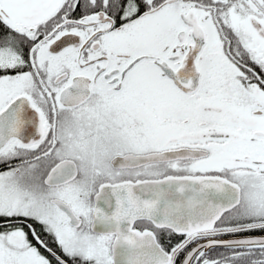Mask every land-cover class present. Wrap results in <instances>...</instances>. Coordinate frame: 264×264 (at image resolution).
<instances>
[{"label": "snow or ice", "instance_id": "snow-or-ice-1", "mask_svg": "<svg viewBox=\"0 0 264 264\" xmlns=\"http://www.w3.org/2000/svg\"><path fill=\"white\" fill-rule=\"evenodd\" d=\"M0 264H264V0H0Z\"/></svg>", "mask_w": 264, "mask_h": 264}]
</instances>
